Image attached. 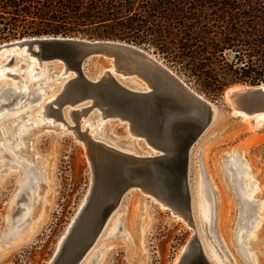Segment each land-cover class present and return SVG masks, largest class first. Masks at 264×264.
Masks as SVG:
<instances>
[{
	"label": "rangeland",
	"instance_id": "374dc122",
	"mask_svg": "<svg viewBox=\"0 0 264 264\" xmlns=\"http://www.w3.org/2000/svg\"><path fill=\"white\" fill-rule=\"evenodd\" d=\"M3 43L6 41L0 42ZM148 50L211 102L220 103L224 91L232 86L212 96L152 48ZM16 53L4 56L8 58L5 69L20 64L16 63L20 58ZM94 70L88 65L85 72L91 75ZM17 71H9L8 76H17ZM21 79L28 91L37 87L22 77L17 81ZM65 81L61 78L48 88H44L45 83L39 85L34 94L40 96L32 94V100L24 104L29 98L24 95L17 110L6 112L2 108L10 109L12 102L0 107V264H47L88 192L86 150L75 139L73 130L62 128L59 121L50 123L51 116L37 117L49 96ZM127 83L138 86L131 81ZM2 86L6 84L0 80V90ZM220 107L216 119L191 152L192 204L196 199L190 217L177 220L160 201L138 189H130L113 211L117 215L115 230L96 239L92 248L97 250L91 256L92 248L89 249L80 264H173L190 240L196 248L201 247L213 264H221L213 256L218 252L223 255L222 264H253L248 254L255 256V264H264V121L252 132L251 124L248 126L243 117L229 115L227 107ZM92 137L134 154L155 153L144 138L114 119L104 120ZM233 161L243 168L234 172ZM245 170L249 172L246 177L251 188L247 211L243 204L245 179L237 178ZM27 173L35 177L34 185L25 183L28 189L21 186Z\"/></svg>",
	"mask_w": 264,
	"mask_h": 264
},
{
	"label": "water",
	"instance_id": "95a60500",
	"mask_svg": "<svg viewBox=\"0 0 264 264\" xmlns=\"http://www.w3.org/2000/svg\"><path fill=\"white\" fill-rule=\"evenodd\" d=\"M13 46H25L38 65L47 63L56 70L60 67L74 73L49 103L48 110L61 117L65 109L72 108L71 129L86 150L90 190L50 264H79L130 189H138L169 210L190 217L191 152L216 119L220 106L227 107L229 115L233 110L264 109V82L255 86L234 84L245 88L228 94L224 91L220 103L211 102L149 50L131 43L40 35L0 44ZM88 65L94 67L93 74L102 66L103 73L93 78V74L85 72ZM129 78L139 79L146 88L128 84ZM90 111L98 112L104 120L124 123L155 153L134 154L81 131L79 120ZM176 264L213 263L190 240Z\"/></svg>",
	"mask_w": 264,
	"mask_h": 264
},
{
	"label": "trees",
	"instance_id": "16d2710c",
	"mask_svg": "<svg viewBox=\"0 0 264 264\" xmlns=\"http://www.w3.org/2000/svg\"><path fill=\"white\" fill-rule=\"evenodd\" d=\"M40 35L152 48L212 96L264 82V0H0V42Z\"/></svg>",
	"mask_w": 264,
	"mask_h": 264
},
{
	"label": "bare ground",
	"instance_id": "6f19581e",
	"mask_svg": "<svg viewBox=\"0 0 264 264\" xmlns=\"http://www.w3.org/2000/svg\"><path fill=\"white\" fill-rule=\"evenodd\" d=\"M10 52L11 53L18 52L16 54H19L20 58L16 61V63H20V64L14 65L11 69H7V68L5 69L4 67L6 65V62H7L8 58H5L4 56L7 57V54H9ZM0 54H2V55H0V59L3 58V61H0V80L2 81V83L6 84V86H2L1 87V90H3V91L0 90V107L3 106V105H6V104H10L11 102H12V105H13V106L10 107V109H7L6 107H2V108H5L7 110L6 112H9L10 110H11L10 112H12L14 110H17L19 108L17 106V104H18L19 100H21L23 98L24 95H28V97H29V98L24 100V104H26V102H28L29 100L30 101L32 100V98H30V95H32V94L34 95L33 97H39L40 94H38V93L34 94L35 89L38 88L39 85L41 86L43 83H45L44 88H48V85L50 83L56 82L57 80H59L61 78H64V79L67 80L68 78H71L74 75V73L69 72V71H65L63 68H60V67H58L57 70H56V67H49L47 65V63H42L41 65H38V62H37L35 56L29 54L26 51V47L25 46H22V47H18V46L0 47ZM9 55H11V54H9ZM17 70H19V71H17ZM103 70H104V68L101 66L100 70H98V72L95 73V75L93 77H95V78L99 77L103 73ZM9 71L10 72H16L17 71V76L18 77H22L25 80H27L28 82H34L35 84H37V87L34 90H32V92L28 91L27 88L25 87V84H24L25 81L23 79L17 81V79H18L17 76H14L13 78L9 77L10 76L9 75ZM109 71L112 73L113 72L112 68H109ZM43 72H44V74H43ZM41 73H42V75L39 76ZM119 77L122 78V76H119ZM128 80L131 81V82L137 83L138 86H136V87L146 88V85H144L142 82L141 83L140 82H136V80L134 78H129ZM7 88L10 89L8 91H11L10 92L11 95H9L6 92ZM242 88H245V86H236V85L233 86L232 85V86H230L229 88H227L225 90V94H228L229 92H232V91H235V90H239V89H242ZM58 91L54 92V94L49 96V98L46 101V103L44 104V106H42L41 108L39 107L40 110L38 111L37 117L39 118L40 116H42L45 119V116H48V117L51 116L53 118V120H50L49 121L50 123H54V122H58L59 121L61 126H62V128L66 127V128L69 129V128H71V126H70L71 123H73V119H72V116H71V111H72L71 109L72 108L69 107V108L65 109L63 111V113H62L63 115L61 117L58 116L56 113L49 112V110H48L49 103L55 98V96H56ZM22 106H24V105H21V107ZM94 113L95 114H93V112L90 111L86 116H81V118L79 120L78 128L81 131L85 130L90 136L91 135L95 136V134L97 132V128L99 127V125H101L104 122V119L101 118V116L99 115L98 112H94ZM237 115L241 116V118L243 117L242 120L245 121L248 126H250L249 124H251L249 129L252 132L256 131L257 128H259L262 125V122L264 121V109H260V110H257V111H255V110L254 111H252V110H250V111H246L245 110L244 111L243 110L241 112L233 110L232 116H237ZM92 125L95 126L93 129L91 128ZM90 128H91V130H89ZM94 131H95V133L93 135ZM129 134H130V132H129ZM151 151L154 152L153 149H151ZM148 153H150V152H148ZM228 153H231V152H228ZM231 164H232L231 167H233L234 172H237V171H239V170H241L243 168V167H240L239 165H236L235 161H233ZM243 172H244L243 175L240 176L238 174L239 177H237V178H239V179L240 178H244L245 179L244 181H245V184H246V191H244V193H243L244 194L243 198L245 197V199H243V202H244L243 204H244L245 211H247V208L249 206L248 204L250 203V199H251L250 198L251 197V193H250L251 192V188L249 189L250 183L248 181V178L246 177L249 172L247 170H245ZM23 176L25 177L23 179H26V180L25 181L24 180L21 181V182H24L23 184H21V186L23 185L26 189H28L27 188L28 186L25 183L26 182H28V183L30 182L31 183L32 180L35 179V177L33 178L34 175L33 174H28V173L26 175L24 174ZM34 182H32L33 185H34ZM35 187H36V184H35ZM89 190H90V186H89L88 192L86 193V195L82 199V201H81V203H80V205H79L74 217L69 222V225L66 228L67 231L64 232L62 237L58 240V242L56 244V249L54 251L53 257L57 254V252H58L63 240L65 239V237L67 236V234H68V232L70 230V227H71L74 219L76 218V216L79 213L80 209L82 208V206L86 202L87 196L89 194ZM247 194H248V196H247ZM194 197H195V195H194ZM199 197H201V196L198 194V199H200ZM195 199L196 198H194V201H195ZM194 201H193V205H194V208H195ZM160 203H161V206L166 207L165 204L162 203L161 201H160ZM170 211H171L172 215L176 216L175 218L177 220H179L178 217H180V219L183 218V219L187 220L188 216H187L186 213L178 211V210H175V212H174L172 209ZM114 212L112 213V215L107 220V222H106L105 226L103 227L102 231L99 233L97 240L100 238L101 235L103 236L106 232H107V235H110L115 230L116 221H117V215H114ZM216 212L214 211V215H216L215 214ZM214 219H215V217H214ZM22 238L23 237H20L19 239L21 240ZM92 246H91V248H92ZM186 247H187V244H186V246H183L180 249V253L183 254L186 251ZM96 250H97V248H92L91 253H90L91 256L95 253ZM87 253H86V255H87ZM182 254L180 255V257L182 256ZM86 255H84L82 260L85 258ZM178 257L179 256H176L175 260L173 261V264H176L178 262V260L180 258V257L179 258ZM206 257L208 258V255H206ZM254 257L255 256H253V254H248V259L253 264H255L254 263V260H255ZM82 260L79 262V264L82 262ZM50 262H51V260L47 264H50Z\"/></svg>",
	"mask_w": 264,
	"mask_h": 264
},
{
	"label": "flooded vegetation",
	"instance_id": "af4514ba",
	"mask_svg": "<svg viewBox=\"0 0 264 264\" xmlns=\"http://www.w3.org/2000/svg\"><path fill=\"white\" fill-rule=\"evenodd\" d=\"M208 254H209V252H208ZM211 255H212V254H211ZM213 256H214L216 259L219 260V263L222 264V261H221V260H223V255L221 254V252L214 253ZM220 258H222V259H220ZM216 259H214V260H216Z\"/></svg>",
	"mask_w": 264,
	"mask_h": 264
}]
</instances>
